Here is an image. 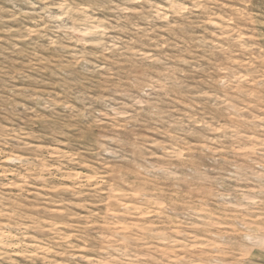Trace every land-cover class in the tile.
<instances>
[{"label":"rangeland","instance_id":"rangeland-1","mask_svg":"<svg viewBox=\"0 0 264 264\" xmlns=\"http://www.w3.org/2000/svg\"><path fill=\"white\" fill-rule=\"evenodd\" d=\"M0 264H264V0H0Z\"/></svg>","mask_w":264,"mask_h":264}]
</instances>
